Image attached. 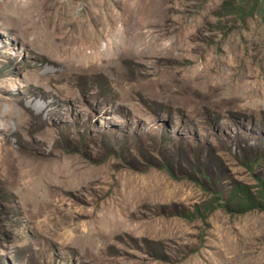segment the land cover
<instances>
[{"label": "rangeland", "instance_id": "obj_1", "mask_svg": "<svg viewBox=\"0 0 264 264\" xmlns=\"http://www.w3.org/2000/svg\"><path fill=\"white\" fill-rule=\"evenodd\" d=\"M0 264H264V0H0Z\"/></svg>", "mask_w": 264, "mask_h": 264}, {"label": "bare ground", "instance_id": "obj_2", "mask_svg": "<svg viewBox=\"0 0 264 264\" xmlns=\"http://www.w3.org/2000/svg\"><path fill=\"white\" fill-rule=\"evenodd\" d=\"M136 24H138V23H136ZM95 54H96V53H95ZM97 61H98V60H97ZM108 62H109V61H108ZM106 66H109V67H110V66H111V63H108V65H106ZM84 68H85V67H84ZM112 69H113V68H112ZM102 71H103V70H102ZM111 73L113 74V76L116 77L115 79H117L118 82L120 83L121 80H120V78L117 76V74H119V73H116V74H115L113 71H112ZM97 74H98V73H97ZM107 75H108V73H107ZM108 76H110V75H108ZM120 77H121V76H120ZM12 157H13V155H12ZM4 158H5L6 160H7V159H8V160L11 159V157H10L8 154H5ZM14 158H15V157H14ZM14 158H13V159H14ZM56 214H57V213H56ZM50 217H51V216H50ZM80 223H81V222H80ZM86 224H88V223H86ZM126 226H127V225H126ZM124 227H125V226H124ZM84 228L87 229V227H84ZM88 228H89V227H88ZM86 229H85V230H86ZM130 229H131V228H130ZM87 230H88V229H87ZM89 230H90V229H89ZM89 230H88V231H89ZM135 230H136V229H135ZM135 230H134V231H135ZM70 231H71V230H70ZM125 231H126V230H125ZM83 232H84V230H83ZM89 232H91V231H89ZM93 233H94V231H93Z\"/></svg>", "mask_w": 264, "mask_h": 264}]
</instances>
